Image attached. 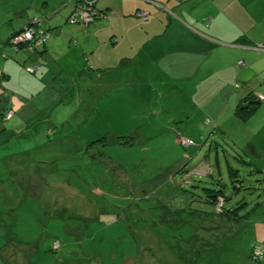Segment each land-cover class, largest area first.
<instances>
[{"label":"rangeland","instance_id":"1","mask_svg":"<svg viewBox=\"0 0 264 264\" xmlns=\"http://www.w3.org/2000/svg\"><path fill=\"white\" fill-rule=\"evenodd\" d=\"M84 2L0 0L1 42L10 29H19L23 38V30L42 31L35 40L27 36L22 44L18 37H10L5 42V57L0 54V115L3 109L10 108V103L22 110L12 120V109L0 116V181L7 175L16 186L17 178L24 180L28 183L26 190L36 194L31 198L42 202L37 209L32 203L26 217L13 223L6 212L9 205L0 206V248L6 245L0 249V264H50L51 254L44 251L51 242V232L61 236L65 233L71 241L70 248L77 242L85 246V233L90 228L108 224L104 219L94 222L96 218L88 212L84 215L89 194L99 195V191L112 203L126 192L130 199L146 198L155 205L159 200L166 204L177 197L169 209L173 213L160 209L170 230L166 243L178 247L181 237L194 230L178 229V223L172 222L175 211L182 207V197L172 185L187 187L197 182L207 186L210 175H220L228 186L226 162L238 167L246 181L248 167L237 161V153H244V160L264 168V115L250 124L240 122L233 105L236 100L213 90L208 82L196 83L194 76L186 72V57L181 56L185 43L178 41L180 35L172 37L181 31H164L157 42L134 53L126 48L131 39L121 41L122 29H104L112 23L113 16L108 14L112 11L96 10L105 18L93 19L89 27L82 28L70 19L64 23L67 11L72 6L75 11L86 8ZM53 23L60 25L46 31L47 24ZM113 32L119 38L116 47L108 43ZM47 33V52L41 51V43L34 49V42ZM127 52L131 55L125 58L132 61L124 64L122 56ZM7 53L18 57L16 62L31 75L19 80L22 87L31 85L30 90H23L35 93L8 89V78L2 77L1 68ZM34 61L38 69L29 73ZM95 63L110 67L98 69ZM2 88L8 89L5 95ZM99 139L97 145L91 146ZM185 139L193 143L185 144ZM87 148H92L89 153L94 156L103 153L104 159L86 157ZM255 179L247 183L254 186ZM80 182L87 187L79 188L77 196H67V184L78 188L76 183ZM10 191L16 192L7 185L4 192ZM257 193H261L257 200L262 202L264 193ZM262 205L263 209L238 226L224 224L214 215L208 221L200 216L194 220L199 229L197 236L185 238L179 251L167 250L168 244L162 241H150L157 259L143 252L141 263L160 264L164 256L163 264H264ZM112 214L118 212L113 210ZM121 223H112L109 232L114 236H108L110 240L118 241ZM254 243L262 245L251 254L259 262L248 258ZM88 263L85 260L81 264Z\"/></svg>","mask_w":264,"mask_h":264},{"label":"trees","instance_id":"2","mask_svg":"<svg viewBox=\"0 0 264 264\" xmlns=\"http://www.w3.org/2000/svg\"><path fill=\"white\" fill-rule=\"evenodd\" d=\"M83 1H85L84 3H86L92 10H99L93 5L91 6L88 4L90 3V0ZM98 1L99 0H96L95 6H97ZM69 15H72V13L68 14L66 17L67 21L69 20ZM80 16L75 18V24L80 25L82 28L91 24L84 23ZM94 19L99 20L98 12L94 15ZM17 33L18 32L13 33L10 37H13L14 34ZM46 35L47 37L45 38V41L42 42V46L49 37L48 33ZM112 40L113 39H111L109 43L115 45ZM12 50L15 52V49ZM34 66H37V64ZM260 101L261 99H259V97H255L252 91L247 92L244 96H241L235 107V114L238 121L240 120V122L250 124L252 121L251 117L257 112L261 105ZM9 111L10 108L3 109L0 116L8 114ZM12 118L13 117H11L10 120H12ZM99 141L100 139L92 142L91 146L97 145ZM189 141L191 142V145L193 142L191 140ZM87 147L89 148V146ZM88 148L85 150L86 157L90 156L92 159L96 160L104 159L103 153H99L94 156L89 153L92 148L89 150ZM237 155L239 156L237 161L243 166L248 167L246 181L245 176L240 172L238 167L234 168L226 162L229 182L228 186L222 182L220 175L219 177L208 175L211 178V181L207 186H200L197 182H192L187 187L182 186L183 184L172 185L171 188L178 191L179 195L182 197V207L179 208V211L175 209L177 211H175L172 222H174L175 225L178 223V226L176 225L178 229L180 227H185L186 229L192 228L194 230L191 233H188L187 236L181 237L179 241L180 244L185 238L192 237L193 234H196L197 236V231L199 229L196 228L194 220H199L200 216L204 217L205 220L208 221L211 215H214L215 218L222 220L224 224L227 223L228 225L238 226L240 223L247 222L251 216L257 212V210L260 208L263 209L262 204L264 203V200L262 202L257 200L261 197V193H257V191L264 193V168L258 167L252 161L250 162L248 160H244V156L247 158V155L244 153L243 156L240 153H237ZM92 162L91 164H94V162ZM253 176L256 178L254 186L247 183L254 179L252 178ZM17 180L19 181L17 184L18 187L14 184V181H12V178L9 175L5 178L3 177L0 181V199L4 201V203H2L0 200V206L9 205L6 212L8 213L10 220H12V223L18 222L21 218H25V213L32 203H34L33 206H35L36 209L38 208V204L40 205L42 203L40 199L37 200L31 198L35 197L36 194L29 193L28 190H26V187H28L27 182L20 180L19 178H17ZM17 180L15 182H17ZM7 185L14 187L16 192H4ZM31 185L32 184L30 183V186ZM67 185L68 187H65L66 191H69L67 196H77L79 188L80 190H83L87 187L85 182L76 183L78 188H73L70 184ZM21 189L26 190V192L24 193L19 191ZM99 192V195H96L93 192L89 194L90 198L88 199V206L85 209L84 215L88 212L87 215L90 213L96 218L94 222L102 221L101 219H104L106 221L108 220V224L102 223L101 227L97 229L92 228L91 230L90 228L89 232L85 233L88 234L85 246L77 242L73 243V248H70L71 241L67 239V235H65V233L63 234V237L51 232V242L44 251L50 252L51 254L49 255L50 264H52V262H56L55 264H81L85 260L89 262L88 264H142L141 256L143 252L153 254V256L157 259V255L152 253L153 249L150 246V241H162L165 244H168L166 243L169 241L167 240V236L170 234L169 228L165 226V224H167V219H163V210L160 209V207L166 209L168 212H171L169 209L172 206V201L175 199L177 200V197L172 199L171 202L167 200L166 204H163L162 200H159L160 202L158 201L155 205L150 203L146 198L137 199L136 201L133 198L130 199L131 195H127L128 193L126 192L125 194L116 196L115 200L117 201L112 203L109 199L106 200L104 198L105 194H101ZM114 204H117L120 207H116ZM113 210H116L118 214H112ZM173 212L174 211L171 213ZM41 216L43 217L42 213ZM33 219L36 220L37 216L33 215ZM120 221L123 222V224L121 223V226H118L120 229L118 232L119 237L117 236L118 241L115 242V239L110 240L108 237L114 236L109 232V229L112 227V223L115 224ZM209 224H211V221ZM182 232L183 231H180V233ZM172 234L173 233H171V235ZM176 234L178 235V233ZM154 237H157V239ZM0 238H2L1 235ZM152 238H154V240H152ZM41 239L42 238L36 239V241H40ZM90 241L92 244H90ZM5 243H8L7 239ZM180 244L178 246L179 248ZM2 246L0 248L1 250L6 245L4 246L3 244ZM178 247L175 243L168 244L167 250H174L176 253L179 251ZM257 248H262V245L254 243L248 251V258L255 262L259 261L253 259L251 254ZM164 258V256L161 257L158 262L163 264Z\"/></svg>","mask_w":264,"mask_h":264},{"label":"crops","instance_id":"3","mask_svg":"<svg viewBox=\"0 0 264 264\" xmlns=\"http://www.w3.org/2000/svg\"><path fill=\"white\" fill-rule=\"evenodd\" d=\"M95 7L101 11H112L108 13L113 16L112 23L104 29H122L121 41L131 39V44L126 48L134 53L157 42L160 39L158 35L164 31L165 34L168 31H181L172 37L180 35L178 41L185 43L181 56L186 57L185 67L189 69L186 72L194 76L196 83L203 85L208 82L213 90L225 92L236 103L241 96L252 91L255 97L261 99V105L251 120L264 115V0H99ZM139 10L149 13L147 21L136 16ZM71 11L70 8L64 15V23ZM59 25L47 24L46 31L54 30ZM18 30L10 29V34L3 42L0 38L1 55L5 54V42ZM116 38L118 36L113 32L110 41ZM117 40L113 45L115 47L119 44V38ZM46 43L39 47L41 51L47 52ZM6 55L7 61L1 68L8 70H3L2 74V77L6 75L8 78V89L30 90V83L22 87L20 81L31 75L16 62L18 57L9 53ZM130 55L127 52L122 56L124 58L121 57L126 61L124 64L131 63L132 60L128 59ZM14 63L17 69H14ZM34 64L35 61L31 65ZM94 65L98 69L110 67L98 63ZM3 89L5 95L8 89ZM25 93L29 95L35 90ZM233 105L236 107V104ZM10 109L15 112L13 118L22 111L11 103Z\"/></svg>","mask_w":264,"mask_h":264},{"label":"built area","instance_id":"4","mask_svg":"<svg viewBox=\"0 0 264 264\" xmlns=\"http://www.w3.org/2000/svg\"><path fill=\"white\" fill-rule=\"evenodd\" d=\"M96 10L94 9V10H92L89 6H88V9H87V7L86 8H82V9H77L76 11H75V9L73 8V12H72V15H69V19H70V21L71 22H75L76 21V19L75 18H77V17H79L80 15V17H81V20L84 22V23H92L94 20V15H96L97 14V12H96V14L94 13ZM136 15H137V17H139L141 20H143V21H147L148 20V12H146V11H142V10H139L137 13H136ZM84 16H86V17H84ZM98 17H99V19L100 18H102V19H104V17H105V15L103 14V13H101V14H98ZM98 19V18H97ZM38 34H42V31H40V30H36V29H27V30H25L24 31V37L26 38L27 36H29V39H31V40H35L36 39V37L38 36ZM36 36V37H35ZM15 37H18V42L20 41V40H23V41H25V38H23V36L22 35H19V34H16L15 36H14V39H15ZM47 37V35L46 34H44L39 40H37V41H35L34 42V48H37V47H39V44L41 43L42 44V42L43 41H45V38ZM18 44V43H17ZM41 46V45H40ZM29 48H32V47H29ZM37 66H34V67H29L28 68V71L30 70V72L29 73H34L36 70H37ZM184 143L185 144H190L191 142L189 141V140H187V139H185L184 140Z\"/></svg>","mask_w":264,"mask_h":264},{"label":"bare ground","instance_id":"5","mask_svg":"<svg viewBox=\"0 0 264 264\" xmlns=\"http://www.w3.org/2000/svg\"><path fill=\"white\" fill-rule=\"evenodd\" d=\"M95 3H96V0H90V3H88V4H90L91 6L93 5L94 7H95ZM73 12V7H72V11H71V13ZM95 14H96V11L94 12ZM18 34V33H17ZM16 34H14V36H15ZM13 36V37H14ZM22 42H24L23 40H20V43L22 44Z\"/></svg>","mask_w":264,"mask_h":264},{"label":"clouds","instance_id":"6","mask_svg":"<svg viewBox=\"0 0 264 264\" xmlns=\"http://www.w3.org/2000/svg\"><path fill=\"white\" fill-rule=\"evenodd\" d=\"M105 15V14H104ZM105 18V17H104ZM32 67H34V66H32Z\"/></svg>","mask_w":264,"mask_h":264},{"label":"water","instance_id":"7","mask_svg":"<svg viewBox=\"0 0 264 264\" xmlns=\"http://www.w3.org/2000/svg\"><path fill=\"white\" fill-rule=\"evenodd\" d=\"M69 14H70V13H69ZM67 16H68V14H67ZM67 16H66V17H67Z\"/></svg>","mask_w":264,"mask_h":264}]
</instances>
